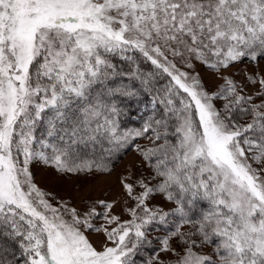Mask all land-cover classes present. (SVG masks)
<instances>
[{
  "label": "snow or ice",
  "instance_id": "snow-or-ice-1",
  "mask_svg": "<svg viewBox=\"0 0 264 264\" xmlns=\"http://www.w3.org/2000/svg\"><path fill=\"white\" fill-rule=\"evenodd\" d=\"M0 264H264V0H0Z\"/></svg>",
  "mask_w": 264,
  "mask_h": 264
},
{
  "label": "rangeland",
  "instance_id": "rangeland-1",
  "mask_svg": "<svg viewBox=\"0 0 264 264\" xmlns=\"http://www.w3.org/2000/svg\"><path fill=\"white\" fill-rule=\"evenodd\" d=\"M133 158L134 157L131 152L124 156L121 159L120 163L117 165V171H119ZM34 171L36 172L35 179L41 187H44L51 191H55L58 193V195L61 196L76 195L75 189L73 188V185L76 182V177H61L57 175L54 170L44 167H41L39 170L34 169ZM114 177L115 173L113 174V178Z\"/></svg>",
  "mask_w": 264,
  "mask_h": 264
}]
</instances>
